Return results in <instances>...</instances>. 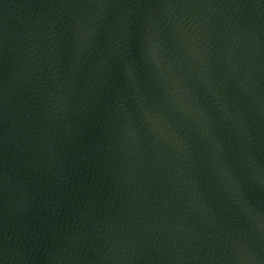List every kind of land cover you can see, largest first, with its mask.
I'll list each match as a JSON object with an SVG mask.
<instances>
[{
	"label": "water",
	"instance_id": "obj_1",
	"mask_svg": "<svg viewBox=\"0 0 264 264\" xmlns=\"http://www.w3.org/2000/svg\"><path fill=\"white\" fill-rule=\"evenodd\" d=\"M0 264H264V0H0Z\"/></svg>",
	"mask_w": 264,
	"mask_h": 264
}]
</instances>
